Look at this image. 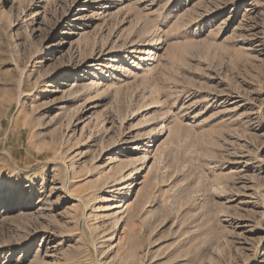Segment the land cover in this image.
Listing matches in <instances>:
<instances>
[{
  "label": "rangeland",
  "instance_id": "rangeland-1",
  "mask_svg": "<svg viewBox=\"0 0 264 264\" xmlns=\"http://www.w3.org/2000/svg\"><path fill=\"white\" fill-rule=\"evenodd\" d=\"M0 264H264V0H0Z\"/></svg>",
  "mask_w": 264,
  "mask_h": 264
},
{
  "label": "bare ground",
  "instance_id": "bare-ground-1",
  "mask_svg": "<svg viewBox=\"0 0 264 264\" xmlns=\"http://www.w3.org/2000/svg\"><path fill=\"white\" fill-rule=\"evenodd\" d=\"M8 202L10 203L11 201L9 200Z\"/></svg>",
  "mask_w": 264,
  "mask_h": 264
}]
</instances>
